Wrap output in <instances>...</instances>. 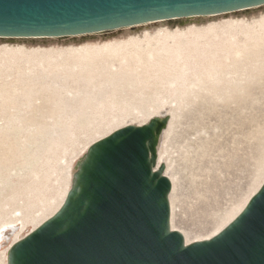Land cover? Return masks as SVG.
Listing matches in <instances>:
<instances>
[{"label":"rangeland","instance_id":"374dc122","mask_svg":"<svg viewBox=\"0 0 264 264\" xmlns=\"http://www.w3.org/2000/svg\"><path fill=\"white\" fill-rule=\"evenodd\" d=\"M98 43L117 55L88 52ZM176 75L186 80L181 95L167 83ZM157 116L169 118L156 156L173 181L171 227L188 243L209 239L264 179V5L90 35L0 38V264L56 210L92 143Z\"/></svg>","mask_w":264,"mask_h":264},{"label":"water","instance_id":"95a60500","mask_svg":"<svg viewBox=\"0 0 264 264\" xmlns=\"http://www.w3.org/2000/svg\"><path fill=\"white\" fill-rule=\"evenodd\" d=\"M262 5L264 0H0V38L80 36ZM167 122L129 125L90 145L61 207L10 246L7 264H264V182L212 238L185 244L170 229L171 182L162 164L156 168Z\"/></svg>","mask_w":264,"mask_h":264},{"label":"bare ground","instance_id":"6f19581e","mask_svg":"<svg viewBox=\"0 0 264 264\" xmlns=\"http://www.w3.org/2000/svg\"><path fill=\"white\" fill-rule=\"evenodd\" d=\"M253 8H256V7L247 8V9H243V10H248V9H253ZM239 11H242V10H239ZM215 15H217V14H215ZM215 15H209V16H215ZM209 16L207 15V16H202V17H209ZM186 18H191V17H186ZM166 21H169V20L152 21V22H149V23L139 24V25H135V26H137V27L139 28V27L149 26V25L154 24V23H163V22H166ZM259 21H260V20H259ZM229 23H230V22H229ZM258 23H259V22H258ZM261 23H262V22H261ZM225 24H226V23H225ZM212 26H214V25H212ZM222 26H223V25H222ZM225 26H227V24H226ZM231 26H232V25H231ZM231 26H229V27H231ZM195 27H196V26H195ZM209 27H210V28H213V27H211V26H209ZM209 27H208V28H209ZM223 27H224V26H223ZM233 28H234V27H233ZM202 29H203V28H202ZM202 29H201V30H202ZM213 29H214V28H213ZM224 29H225V27H224ZM178 30H179V29H178ZM194 30H195V31H193V34H195V32L197 31V29H194ZM201 30H200V31H201ZM204 30L206 31V29H204ZM182 31H183V30H182ZM198 31H199V30H198ZM198 31H197L196 33H199ZM210 31H212V30H210ZM160 32H161V31H160ZM160 32H159V35H160ZM162 32H163V31H162ZM189 32H191V30H190ZM203 32H204V31H203ZM157 33H158V32H157ZM165 33H168V30H166ZM165 33H164V34H165ZM173 33H174V32H173ZM173 33H172V34H173ZM181 33H182V32H181ZM94 34H95V33H94ZM162 34H163V33H162ZM168 34H169V33H168ZM174 34H175V33H174ZM174 34H173V36L175 37ZM187 34H188V33H187ZM201 34H202V33H201ZM83 35H90V34H83ZM165 35H166V34H165ZM165 35H163L162 37L164 38ZM170 35H171V33H170ZM178 35H179V34H178ZM188 35H190V34H188ZM191 35H192V34H191ZM199 35H200V34H199ZM149 36H150V35H149ZM157 36H158V35H157ZM173 36H172V37H173ZM183 36H186V35L184 34ZM183 36H182V38H183ZM67 37H72V36H67ZM176 37H177V34H176ZM176 37H175V38H176ZM180 37H181V36H180ZM180 37H179V38H180ZM195 37H196V36H195ZM195 37H194V38H195ZM198 37H199V36H198ZM41 38H42V37H41ZM44 38H47V37H44ZM44 38H43V39H44ZM58 38H64V37H58ZM148 38H150V37H147V39H148ZM156 38L158 39V37H156ZM196 38H197V37H196ZM1 39H4V38H1ZM6 39H19V38H6ZM131 39H132V38H130V40H131ZM142 39H143V38H142ZM142 39H141V41H140V39H139V42H142V41H143ZM154 39H155V38H154ZM157 39H155V40H157ZM160 39H161V38H160ZM166 39H167V38H166ZM168 39H169V38H168ZM168 39H167V40H168ZM170 39L173 40V38H171V37H170ZM170 39H169V40H170ZM185 39H187V38H185ZM127 40H128V39H127ZM144 40H146V39H144ZM151 40H152V38H151ZM158 40H159V39H158ZM132 41H133V40H132ZM136 41H137V40H136ZM152 41H154V40H152ZM163 41L166 42L165 39H163ZM163 41H162V44H164ZM122 42L124 43V41H122ZM122 42H121V44H123ZM127 42L129 43L130 41H127ZM127 42H126V43H127ZM134 42H135V41H134ZM143 42H144V41H143ZM146 42H147V40L145 41V43H146ZM112 43H113V42H112ZM112 43H110V44H112ZM119 43H120V42H119ZM119 43H118V44H119ZM149 43H150V41H149ZM172 43L175 44L174 42H172ZM177 43H178V42H177ZM177 43L175 44L176 46L178 45ZM121 44H120V45H121ZM131 44H132V43H131ZM133 44H134V43H133ZM136 44H137V42H136ZM139 44H140V43H139ZM146 44H148V43H146ZM146 44H145V45H146ZM165 44H167V43H165ZM165 44H164V45H165ZM112 45H115V43L112 44ZM156 45H157V44H156ZM179 45H180V44H179ZM84 46H85V45H84ZM84 46H80V47L78 48L77 51H79V49H80L81 47H84ZM115 46H116V48H117L118 45H115ZM122 46H123V45H122ZM122 46H121V47H122ZM127 46H128V45H127ZM127 46H126V47H127ZM138 46H139V45H138ZM147 46H148V45H147ZM149 46H150V44H149ZM157 46H159V44H158ZM168 46H169V45H168ZM170 46H171V45H170ZM173 46H174V45H173ZM9 47H10V46H9ZM85 47H86V46H85ZM89 47H90V46H89ZM89 47H88V48H89ZM113 47H114V46H113ZM113 47H111V46H110L109 44H107V43H106V44L104 43V45L98 43V45L91 46V47H90V48H91V51H90V49H89L88 52H93V51H94V54H95V53L97 54V53L102 52L103 50H104V51L106 50V51H109L110 53L113 54V53L116 52L115 47H114V48H113ZM119 47H120V46H119ZM126 47L123 46V48H126ZM150 47H151V46H150ZM14 48H15V47H14ZM19 48H20V47L18 46V49H19ZM76 48H77V47H76ZM76 48L74 47L75 50H76ZM133 48H134V47H133ZM136 48H137V47H136ZM139 48H140V52H142L141 47H139ZM147 48H148V47H147ZM155 48H157V47H154V49H155ZM166 48H167V47H166ZM169 48H170V47H169ZM16 49H17V47H16ZM21 49H23V48H21ZM74 49H73V50H74ZM82 49H83V48H82ZM86 49H87V48H85V50H86ZM148 49H149V48H148ZM148 49H146V50H147V51H150V52L153 50V49H152V50H148ZM150 49H151V48H150ZM164 49H165V47H164ZM178 49H179V47H178ZM2 50H3V51H6L5 53H8V52H7L8 48H7V50H6V49H4V47H3ZM2 50H1V51H2ZM12 50H13V49H12ZM12 50H11V47H10V51H11V52H12ZM70 50H71V49H70ZM70 50H69V51H70ZM117 50H118V49H117ZM126 50H128V49H126ZM132 50H133V49H132ZM137 50H139V49L137 48ZM160 50H161V49H160ZM166 50H167V49H166ZM166 50H165V51H166ZM171 50H172V49H171ZM180 50H181V49H180ZM15 51H16V50H15ZM41 51H43V50H41ZM56 51H57V50H56ZM58 51H59V50H58ZM58 51H57L56 53H59ZM66 51H68V50H66ZM69 51H68V52H69ZM77 51H76V52H77ZM80 51H81V50H80ZM99 51H100V52H99ZM104 51H103V52H104ZM123 51H125V50H123ZM123 51H122V52H123ZM134 51H135V49H134ZM25 52H26V51H25ZM29 52H30V51H29ZM33 52H34V51H33ZM48 52H50V50H49ZM53 52H54V51H53ZM61 52H63V51H61ZM64 52H65V51H64ZM68 52H66V53L69 54ZM71 52H72V50H71ZM81 52H82V51H81ZM88 52H87V53H88ZM127 52H128V51H127ZM132 52H133V51H132ZM136 52H137V51H136ZM138 52H139V51H138ZM150 52H149V53H150ZM153 52H154V51H152L151 53H153ZM163 52H164V51H163ZM9 53H10V52H9ZM9 53H8V54H9ZM12 53H13V52H12ZM15 53H16V52H14V54H15ZM18 53H19V51L17 52V54H18ZM23 53H24V51L22 52V54H23ZM40 53H41V52H40ZM45 53H46V52H45ZM73 53H75V52H73ZM79 53H80V52H79ZM83 53H84V52H83ZM83 53H82V54H83ZM119 53H120V50H119L118 54H119ZM125 53H126V52H125ZM143 53L146 54L147 52H143ZM151 53H150V54H151ZM167 53H168V52H167ZM175 53H176V52L174 51L173 54H172V55H174L173 58L176 59L177 57H178V58L181 57L180 54H178V53L175 54ZM20 54H21V53H20ZM52 54H53V53H52ZM52 54H49V55H52ZM54 54H55V53H54ZM54 54H53V56H54ZM96 54H95V55H96ZM103 54L105 55V53H102V55H103ZM106 54H107V52H106ZM112 54H111V55H112ZM115 54H116V53H115ZM115 54H114V55H115ZM120 54H121V53H120ZM122 54H123V53H122ZM131 54H132V53H131ZM134 54H135V53H134ZM159 54H162V53H159ZM163 54H165V53H163ZM15 55H16V54H15ZM62 55H63V53H62ZM65 55H66V54H65ZM77 55H78V52H77ZM80 55H81V54H80ZM90 55H93V53H91ZM90 55H89V56H90ZM98 55H99V54H98ZM100 55H101V53H100ZM104 55H103V57H106V56H104ZM107 55H108V54H107ZM109 55H110V54H109ZM111 55H110V56H111ZM116 55H117V54H116ZM124 55H125V54H124ZM140 55H141V54H140ZM148 55H149V54H148ZM166 55H171V53H170V54H166ZM172 55H171V56H172ZM10 56H11V55H10ZM57 56H58V55H57ZM112 56H113V55H112ZM136 56H139V54L136 53ZM143 56H144V55H143ZM146 56H147V55H146ZM146 56H144V58H146V59L149 58V57H146ZM156 56H157V55H156ZM162 56H163V55H162ZM171 56H170V58H169V56H168V58H169L170 60H171ZM48 57H49V56H48ZM59 57H61V55H60ZM94 57H95V56H94ZM101 57H102V56H101ZM107 57H108V56H107ZM115 57H116V56H115ZM115 57H114V58H115ZM120 57H121V56H120ZM122 57H123V56H122ZM124 57H127V58H128V55H127V56H124ZM124 57H123V58H124ZM134 57H135V56H134ZM141 57H142V56H141ZM157 57H159V56H157ZM160 57H161V56H160ZM50 58H52V57H50ZM87 58H88V56H87ZM155 58H156V57H155ZM111 59H112V57H111ZM124 59H125V58H124ZM134 59H135V58H134ZM142 59H143V58H142ZM153 59H154V58H153ZM156 59H157V58H156ZM156 59H155V60H156ZM88 60H89V59H88ZM120 60H121V59H120ZM129 60H133V59H132V56H131V58H130ZM143 60H145V59H143ZM150 60H151V59H150ZM158 60H160V59L158 58ZM163 60H164V59H163ZM170 60H169V61H170ZM177 60H178V59H176V61H177ZM136 61H137V59H136ZM136 61H135V62H136ZM141 61H142V60H141ZM171 61L175 62L174 59L171 60ZM152 62H153V61H152ZM160 62H161V60H160ZM163 62H166V61H163ZM140 63H141V62H140ZM142 63H143V64H140V65H138V64H136V63H135V64L138 65V66H142V65H144V64H146V65L149 64V63H147V61H146V63H144V61H143ZM169 63H170V62H168V64H169ZM125 64H126V63H125ZM133 64H134V63H133ZM166 64H167V63H166ZM166 64H165V65H166ZM168 64H167V65H168ZM122 65H123V63H122ZM126 65H128V61H127V64H126ZM126 65H125V66H126ZM149 65H150V64H149ZM159 65H160V64H159ZM169 65H170V64H169ZM125 66H124V67H125ZM151 66H152V65H151ZM161 66H163V65L161 64ZM135 67H136V66H135ZM147 67H149V66L147 65ZM153 67H155V66H152V68H153ZM156 67H157V66H156ZM163 67H165V66H163ZM131 68H132L131 70L134 69V67H131ZM149 68H150V67H149ZM169 68H170V67H169ZM121 69H122V67H121ZM128 69H129V67H128V68L126 67V70L124 69V70H125V74L129 72V71H127ZM159 69H160V68H159ZM159 69H158V70H159ZM118 70H119V69H118ZM136 70H137V69H136ZM144 70H147V69H145V67H144ZM144 70H143V71H144ZM167 70H168V69H167ZM126 71H127V72H126ZM134 71H135V70H134ZM143 71L141 70V72H143ZM153 71H155V70H153ZM159 71H161V70H159ZM164 71L166 72V69L163 70L162 72H164ZM169 71H170V70H169ZM117 72H118V71H116L115 73L117 74ZM121 72L124 73L123 70H122ZM131 72H133V71H131ZM135 72H136V71H135ZM135 72H134V73H135ZM137 72H139V71H137ZM145 72H147V71H145ZM149 72H151V71H149ZM155 72H156V71H155ZM119 73H120V72H119ZM123 73H122V74H123ZM151 73H152V72H151ZM173 73H174V72H173ZM125 74H123V75H125ZM131 74H132V73H131ZM137 74H138V73H136V75H137ZM139 74H140V73H139ZM146 74H147V73H146ZM156 74H157V73H156ZM161 74H163V73H161ZM161 74H159V76H160ZM165 74H166V73H165ZM171 74H172V73H171ZM171 74H168V72H167V75H171ZM117 75H118V74H117ZM123 75H121V76H123ZM142 75H145V73H144V74L142 73ZM148 75L150 76L149 73H148ZM163 75H164V74H163ZM118 76H119V75H118ZM130 76H131V75H130ZM133 76H135V74H134ZM133 76H132V78H134ZM139 76H141V75H139ZM139 76H138V77H139ZM145 76H147V75H145ZM151 76H152V78H153V75H151ZM113 77H114V76H113ZM123 77H124V76H123ZM136 77H137V76H136ZM177 77H178L177 75H176L175 77H172V79L169 80L167 83H168L170 86H175V89H176V90L173 91L174 93L181 95V94H183V92H184V90H185V88H186V86H187V85L185 84V83H186V80H185L184 78H178V79H177ZM152 78H151V79H152ZM166 78H167V77H166ZM120 79H122V81H123V79H126V78H120ZM120 79H119V81H120ZM127 79H128V76H127ZM134 79H135V78H134ZM143 79H147V78H143ZM151 79H150L149 81H151ZM157 79H159L158 76H157ZM162 79H163V78H162ZM112 80H114V79H112ZM117 80H118V79H117ZM128 80H129V79H128ZM130 80H131V78H130ZM138 80H139V79H138ZM141 80H142V79H141ZM152 80H153V79H152ZM124 81H125V80H124ZM133 81H134V80H133ZM139 81H140V80H139ZM143 81H144V80H143ZM155 81H156V77H155ZM163 81H164V80H163ZM166 81H167V80H166ZM140 82H141V81H140ZM160 82H161V81H160ZM164 82H165V81H164ZM126 83H127V82H126ZM128 83H130V82H128ZM144 83H145V82H144ZM144 83H143V84H144ZM146 83L148 84L149 82L147 81ZM132 84H133V83H132ZM132 84L130 83L129 85H131L132 87H134V85H132ZM143 84H142V85H143ZM147 84H146V85H147ZM154 84H155V83H154ZM154 84H152V85H154ZM146 85H145V86H146ZM149 85H151V84L149 83ZM149 85H148V86H149ZM148 86H147V87H148ZM128 87H129V86H128ZM132 87H131V88H132ZM142 87H143V86H142ZM142 87H141V88H142ZM134 88H135V87H134ZM138 88H140V87H138ZM141 88H140V90H141ZM144 88H145V87H144ZM121 89H122V88H121ZM140 90H139V91H140ZM139 111H140V110H139ZM141 112H142V111H141ZM158 118H160V117L157 116V117H155V118L153 117L152 119H158ZM164 118H168V117L165 116ZM152 119H150V120H152ZM162 119H163V118H162ZM162 119H158V120H162ZM168 119H169V118H168ZM148 122H149V121H147V122H145L144 124L139 125V126H143V125L147 124ZM168 125H169V123H168ZM128 126H129V125H128ZM134 126H135V125H134ZM125 127H126V126H125ZM165 127H166V126H165ZM165 127H164V129H165ZM121 128H124V127H121ZM121 128H118V129H121ZM166 128H167V127H166ZM168 128H169V127H168ZM118 129H116V130H118ZM164 129H163V131H164V133H165V130H166V129H165V130H164ZM116 130H114V131H116ZM167 130H168V129H167ZM114 131H113V132H114ZM163 131H162V133H163ZM113 132H110V133L107 134L106 136H104V137L98 139L97 141H99V140H101V139L107 137L108 135H110V134L113 133ZM159 138H160V137H159ZM159 138H158V140H159ZM97 141H95V142H97ZM92 144H93V143H92ZM92 144H91V145H92ZM157 146H158V142H157ZM87 150H88V148L86 149L85 155H86V153H87ZM156 151H157V148H156ZM85 155H84V156H85ZM84 156H83V157L81 156L82 158L77 162L78 165L76 166L75 171L77 170V168H78L79 164L81 163V161L83 160ZM160 160H161V159H160ZM159 165H161V162L159 161V159H157V156H156V168H158ZM74 166H75V165H74ZM166 174H167V173H164V176H166V177L170 180V182H171V188L173 189V181H172L171 178H169V176H167ZM73 175H74V174H73ZM73 181H74V177H72L71 182H70V185H69V188H68V190L65 192V194H64V196H63V199H62L61 203H60L59 206L56 208V210L51 214V216H53V215L58 211V209L61 207V205L63 204V202H64V200H65V197H66V195H67V192L70 190V188H71V186H72V184H73ZM263 182H264V179H263L262 182L259 184V186L256 188V190L251 194V196H250L249 198H247V200L243 203V205L241 206V208L237 211L236 215H235L233 218L229 219V221L227 222V224H229V223H230V222H231V221H232V220H233V219H234V218H235V217L241 212V210L245 207V205L247 204V202L249 201V199H250V198H251V197H252V196H253V195L259 190V188L261 187V185L263 184ZM55 196H56V195H55ZM54 199H55V197L53 196V197L51 198V200L49 201L50 203H47L46 206L49 207V206L54 202ZM169 205H170V220H171L172 209H173L172 206H171V205H172L171 202H170ZM28 216H29V218H30V220H31L30 215H28ZM51 216H50V217H51ZM50 217H48L47 219H49ZM25 218H26V217H25ZM29 218H28V219H29ZM47 219H45L44 221H46ZM22 220H24V219H22ZM30 220H28V221H30ZM24 221H26V220H24ZM44 221H43V222H44ZM43 222H42V223H43ZM42 223H40V224H42ZM40 224H39V225H40ZM227 224H226V225H227ZM39 225H38V226H39ZM226 225H225V226H226ZM38 226H36L35 228H37ZM225 226H224V227H225ZM224 227L220 228V229H219L215 234H213L211 237L215 236V235H216L218 232H220ZM35 228H33V229H35ZM172 228H173V227H171V221H170V229H171L172 231H174ZM175 231H176V230H175ZM30 232H31V231H30ZM3 236H4V235H3ZM182 236H183V235H182ZM211 237H210V238H211ZM5 238H6V237H5ZM183 238H185V237H183ZM210 238H209V239H210ZM6 239H7V238H6ZM1 240H2V237H1V234H0V244H1ZM203 240H208V238H207V239H203ZM203 240H201V241H203ZM15 241H16V240H15ZM184 241H185V244H191V243H188V242H187L186 238H185ZM16 242H17V241H16ZM195 242H197V241H195ZM13 243H15V242H13ZM13 243H11L10 245H8L7 248H5L4 251H3V261H4V264L6 263V257H7V253H8V251H9V248H10V246H11ZM1 257H2V256H1ZM1 259H2V258H1Z\"/></svg>","mask_w":264,"mask_h":264}]
</instances>
